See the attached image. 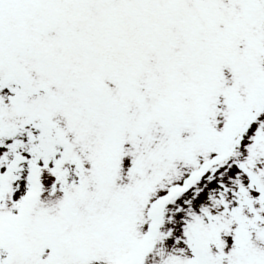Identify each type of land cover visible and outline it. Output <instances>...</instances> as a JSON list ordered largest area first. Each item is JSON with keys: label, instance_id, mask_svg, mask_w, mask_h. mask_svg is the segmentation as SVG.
Returning <instances> with one entry per match:
<instances>
[{"label": "snow or ice", "instance_id": "1", "mask_svg": "<svg viewBox=\"0 0 264 264\" xmlns=\"http://www.w3.org/2000/svg\"><path fill=\"white\" fill-rule=\"evenodd\" d=\"M0 264H264V0H0Z\"/></svg>", "mask_w": 264, "mask_h": 264}]
</instances>
